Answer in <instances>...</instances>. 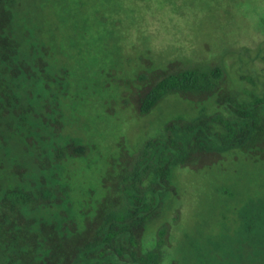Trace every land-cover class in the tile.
I'll return each instance as SVG.
<instances>
[{
	"label": "trees",
	"instance_id": "obj_1",
	"mask_svg": "<svg viewBox=\"0 0 264 264\" xmlns=\"http://www.w3.org/2000/svg\"><path fill=\"white\" fill-rule=\"evenodd\" d=\"M176 1L104 0L94 17L100 34L118 26L124 37L151 4L177 13ZM79 8L77 0H0V264H178L170 224L156 226L144 245L177 195L176 171L234 151L264 161V94L244 98L227 87L221 64L140 59L120 81L119 106L143 117L176 96L194 114L167 120L134 154L121 152L117 169L113 157L91 168L95 147L66 132L63 105L77 74ZM101 171L97 199L85 184ZM259 216L258 236L245 241L249 261L264 260V208ZM238 252L228 249L230 261L220 264H238ZM198 261L218 264L211 250Z\"/></svg>",
	"mask_w": 264,
	"mask_h": 264
},
{
	"label": "rangeland",
	"instance_id": "obj_2",
	"mask_svg": "<svg viewBox=\"0 0 264 264\" xmlns=\"http://www.w3.org/2000/svg\"><path fill=\"white\" fill-rule=\"evenodd\" d=\"M77 2V74L63 105L66 132L78 133L95 147L87 162L91 168L95 164L104 168L113 157L117 169L121 152L134 154L138 144L156 136L167 120L194 114V107L176 96L143 117L135 116L130 107L119 106L120 81L143 66L140 59L221 64L227 87L242 92L244 98L264 94V0H177V13L169 7L159 10L154 3L141 25L124 37L121 34L126 29L118 26L100 34L94 12L98 18L104 0ZM103 174L91 175L85 184V188L98 189L97 199ZM173 181L177 195L169 198L162 218L149 226L145 247L152 245L156 226L166 222L173 227L172 256L178 264L185 256L191 264H198L199 254L204 262L209 250L218 264L227 263L228 249H239L238 264H264L257 258L249 261L252 254L245 243L247 235L258 236L259 212L264 208L262 159L234 151L224 160L178 170ZM254 214L255 224L251 222L256 219ZM169 260L164 264H171Z\"/></svg>",
	"mask_w": 264,
	"mask_h": 264
}]
</instances>
